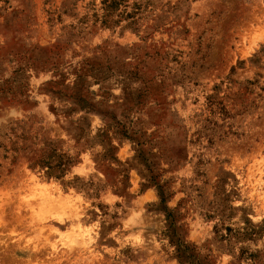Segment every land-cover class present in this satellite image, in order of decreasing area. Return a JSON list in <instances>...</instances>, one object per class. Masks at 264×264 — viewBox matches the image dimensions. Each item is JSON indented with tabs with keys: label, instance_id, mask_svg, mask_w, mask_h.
I'll use <instances>...</instances> for the list:
<instances>
[{
	"label": "rangeland",
	"instance_id": "1",
	"mask_svg": "<svg viewBox=\"0 0 264 264\" xmlns=\"http://www.w3.org/2000/svg\"><path fill=\"white\" fill-rule=\"evenodd\" d=\"M0 264H264V0H0Z\"/></svg>",
	"mask_w": 264,
	"mask_h": 264
}]
</instances>
